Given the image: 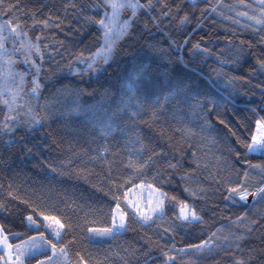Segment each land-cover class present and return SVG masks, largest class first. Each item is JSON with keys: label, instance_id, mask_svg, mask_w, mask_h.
I'll list each match as a JSON object with an SVG mask.
<instances>
[{"label": "trees", "instance_id": "16d2710c", "mask_svg": "<svg viewBox=\"0 0 264 264\" xmlns=\"http://www.w3.org/2000/svg\"><path fill=\"white\" fill-rule=\"evenodd\" d=\"M96 2L97 0H6V6L13 3L19 6V11L15 15L21 18L22 25H27L25 31L29 32L32 41L35 42L36 35L41 36L44 61L39 78L45 87L41 89L39 104L42 106L48 104L53 114L51 118H46L43 127L38 128L34 133L25 131L16 133V143L9 145L0 142V185L3 186L0 188V201L8 208L7 211L0 210V224H4L13 233H19L21 238L33 234L23 219L28 213L25 210L26 206L20 204L19 198L36 200L43 195L62 208L64 204L70 205V209H65L68 214H72L71 209H75L81 219L87 215L92 222L91 226H107L105 221L109 219V205L114 207L115 201L110 195H105L108 187H111L105 184V178L108 176L109 168L114 167L113 161L118 156L126 157V153L121 154L119 149L123 140L120 139L121 134L117 129H113L112 134L106 138L96 133L89 118L83 114H73L71 108L74 103L87 105L102 100L105 105H109L117 101L121 78L134 65L143 62L148 67L149 75L154 82L166 84L182 81L188 83L193 92L210 94L217 105L215 113L230 122V126L240 138V143H236L237 136H232L223 125L219 124L217 115L214 113L211 120L215 129L196 141L199 149L197 155L201 161L200 167L195 168L194 165L188 167L187 157H184V153L180 151L181 148L187 149L188 145L182 139L174 137L172 133L175 122L171 118L172 113L169 109H172L174 102L168 101V107L164 108L166 87L153 89L150 105L155 104L159 99L160 103L157 107L163 108L164 111L159 118V124L151 132L158 133L160 127H163L166 133L163 138L154 140L153 146L159 143L161 147L157 148V151H165L170 160L173 155L177 158L184 157L185 165L178 166L179 170L175 172V179L171 186L164 185V187L170 197L175 195L179 199L188 200L192 198L183 192L185 186L208 188L207 200L196 201L199 207L205 208V222L181 224L177 221L176 223L180 226L170 234V241L158 240L154 235L157 232L162 233V227L153 225L146 233L140 225L131 224L128 231L117 232L111 237H95L89 240L86 234H80L72 246L85 249L86 255L90 253L94 264L97 261H103L104 264H125V261H130L131 264H136L137 259L140 264H143L144 256L139 254L133 256L132 250L140 249L142 243L139 240L140 236H152L155 241L152 247L153 256L160 255L158 246L163 247L166 242H169V246L175 244L176 251L172 254L175 255L177 264H230L233 255H241L235 248L231 252H225L213 246V251L210 253L188 250L187 254L179 252V249L187 248L189 244H199L202 238L207 239L208 229L213 224L215 227L212 230L215 231V228L227 223L219 214L213 216L212 209L215 208L216 203L224 208V201L219 199L220 192H216L213 196L211 189L215 187L213 181L218 172L220 175L228 174V164L225 161L231 163L235 159V150H239L242 154V163L235 165L237 169L248 167L243 161L250 162L252 165H264V155L249 154L243 147V142L248 137L245 126L252 119V109L259 111V106L264 104V98L261 95L264 91V72L259 71L257 64L264 41H261L260 34L249 26L251 22L235 16L234 12H228L226 9L223 10V16L212 14L201 18L200 12L205 8H208L210 12V6H216L218 0H194L199 24L192 21L185 28H181L179 21L165 19L164 24L157 30L148 16H142L138 30L130 37L120 40L116 49L119 54L113 58L114 62H111L102 74L90 77L86 66L77 64L76 58L80 51H85L87 55V49L95 46V32L84 25L83 16L80 17V25L74 22V18L81 13V5L85 6L84 15H91L90 5ZM152 2L153 4L167 2L173 5V16L177 7L185 5L191 7L193 4V0H152ZM237 2L238 0H219L221 4ZM219 11L221 10L218 9ZM152 15L164 19L160 16L159 7ZM225 16H231L233 19H225ZM34 20H48L49 26L45 28L42 23L34 24ZM234 20H239V23H235ZM146 22L148 23L147 31L144 29ZM69 26L73 28V31L65 36L64 31ZM81 26L85 29L83 34L75 31ZM196 27L199 30L191 33L189 43L185 45L184 33ZM195 43H200L202 48L207 46L209 52L201 53L193 50L192 44ZM177 44L180 45L179 51L176 50ZM249 44H252L251 49L248 48ZM239 47H244L247 51H255L256 55L241 57L239 63H233L229 57L235 56ZM181 57L183 64L179 63ZM222 60L227 63L221 64ZM69 61H71L72 72L68 70ZM185 64L187 67H184ZM53 69L56 70L53 71ZM78 71H82L83 75L73 74ZM165 76L168 77L167 81ZM73 88L79 89V95L72 91ZM202 98L195 97V100L199 102ZM32 103L35 106L36 101ZM150 105L147 106L149 109ZM192 118L196 119V117ZM147 120L148 115H145L143 120L137 119V123L144 128L145 132L150 131L144 123ZM7 139L4 137L5 141ZM229 144L233 149L231 154L228 151ZM104 147L108 149V156L107 159L101 160L96 150L99 148L100 155H104ZM69 162L71 167L67 166ZM52 164L57 166L55 173L51 170ZM161 166L166 168L163 161L157 165L158 168ZM62 167L63 171H61ZM249 171V179L252 183H257L262 175L259 169ZM231 175L235 179V172ZM181 176L187 179L180 180ZM9 184L13 186V194L18 196V199L12 200L11 203L8 202L6 191ZM121 203L123 206V201ZM171 204L170 200L165 202L167 214L163 221H158L157 224L167 225L172 222L174 217ZM99 209H103V213L98 211ZM216 211L219 213V209ZM243 211L235 207L231 211L224 209L225 215L233 217ZM262 234H264V227L258 228L252 234L243 255L246 256L249 249H255L253 255H259V250L264 248V243L260 239ZM70 239V235L65 236L66 243ZM220 243L222 244L223 241Z\"/></svg>", "mask_w": 264, "mask_h": 264}, {"label": "snow or ice", "instance_id": "6c2138e0", "mask_svg": "<svg viewBox=\"0 0 264 264\" xmlns=\"http://www.w3.org/2000/svg\"><path fill=\"white\" fill-rule=\"evenodd\" d=\"M80 7L81 13L74 18V22L80 25V17L83 16L84 25H87L90 31L95 32L96 39L95 46L87 49V55L85 51H80L76 63L85 65L90 77L102 74L111 62H114L113 58L119 54L116 49L120 40L130 37L138 30L142 16H148L149 21L154 23L157 30L164 24L165 19L179 21L181 28H185L192 21L199 24L194 0L191 7L187 5L177 7L174 16L172 14L173 5L167 2L153 4L152 0H143V2L142 0H97L96 3L90 5L91 15H84L85 6ZM157 7H159L160 16L164 19L152 15ZM210 8V12L208 8L202 10L200 17L212 14L223 16V10L226 9L228 12H234L235 16L250 21L249 26L260 34V40L264 41V0H255V3L238 0L233 4H221L218 0L217 5L210 6ZM218 9L221 11L218 12ZM17 11H19L17 4L6 6V0H0V142L9 145L16 143V133L21 131L34 133L38 128L43 127L45 119L51 118L53 114L48 104L43 106L39 104L41 89L45 87L39 78L44 61L41 36L36 35L35 42L32 41L29 32L25 31L27 25H22L21 18L15 15ZM224 18L233 19L231 16ZM234 22L239 23V20H234ZM35 23H42L45 28L49 26L48 20H34ZM144 29L145 31L148 29L147 22L144 23ZM198 30L196 27L184 33L185 45L189 43L191 33ZM70 31H73L71 26L64 31L65 36ZM75 31L83 34L85 29L81 26ZM201 39L203 40V37ZM248 48L251 49L252 44H249ZM192 49L201 53L209 52L207 46L202 48L200 43L192 44ZM176 50H180L179 44L176 45ZM260 52L261 56L257 64L259 71L264 72V47L260 49ZM248 55L255 56L256 52L239 47L235 56L229 57V60L239 63L241 57ZM171 62L169 58V63ZM179 63H184L182 57L179 58ZM220 63L225 64L227 61L222 60ZM184 67L187 65L185 64ZM68 70L73 71L71 61H69ZM73 74L83 75V72L78 71ZM165 80H168L167 76ZM160 87H166L167 91L164 96V108L168 107V101L174 102L172 109H169L172 113L171 118L175 122L172 133L174 137L182 139L188 145L187 149L181 148L180 150L184 153V157H187V166L200 167L201 161L197 155L199 149L196 141L215 129L211 120L217 107L215 100L208 93L193 92L191 86L182 81L166 84L154 82L149 75L148 67L143 62L134 65L120 80V94L117 101L109 105H105L102 100L87 105L74 103L71 108L73 114H83L88 117L96 133L106 138L112 134L113 129H117L121 134L120 139L123 140L119 149L121 154L126 153V157L119 158L118 156L113 161L114 167L109 168L108 176L105 178V184L111 185L105 195H110L115 201L114 207L109 205V219L105 221L107 226H91L92 222L89 221L87 215L81 219L75 209H71L72 214H68L65 209H70V205L64 204L62 208L50 202L43 195L36 200L19 198L20 204L26 206L25 210L28 213L23 219L33 234L21 238L19 233H13L4 224H0V264H94L90 253L86 255L85 249L72 246L76 243L78 235L86 234L89 240L95 237H111L117 232L128 231L131 224L140 225L147 233L153 225H157L163 228L162 233H154L157 239L170 241V234L180 226L176 223L177 221L181 224H203L205 222V208L199 207L196 201L207 200L208 188L185 186L183 192L192 198L188 200L179 199L175 195L170 197L164 187V185L171 186L175 179V172L185 165L184 157L177 158L173 155L170 160L165 151H157V148L161 147L159 143L153 146L154 140L163 138L166 134L163 127H160L158 133L151 132L159 124V118L164 111L163 108L157 107L160 103L159 99L155 104L150 105L152 90ZM72 91L79 95L78 88H73ZM261 95L264 98V91ZM195 97L203 98L197 102ZM33 101H36L35 106ZM189 101L192 102L189 103ZM149 105L150 109L147 107ZM252 112V119L245 126L248 137L244 140L243 147L249 154L264 155V114H262L264 104L259 106V111L252 109ZM215 114L219 124L223 125L232 136H237L230 122L220 118L218 113ZM145 115H148V120L144 123L148 126L149 132H145L144 128L137 123V119L143 120ZM4 137L8 138L7 141ZM236 143H240L238 136ZM103 151L104 155H100V149L96 150L101 160L107 159L108 156L107 147H104ZM228 151L230 154L233 152L231 144L228 145ZM241 155L239 150H235V159L231 163L225 161L228 164V174L220 175L218 172L213 181L215 187L211 189L213 196L216 192H220L219 199L224 201V208L216 203L215 208L212 209L213 216L219 214L221 219L226 220L227 223L215 228V231L212 230L215 227L213 224L208 229L207 239L202 238L199 244H189L187 248L179 249V252L187 254L188 250H192L210 253L213 251V246L225 252H231L235 248L241 255H233L230 264H264V248L259 250L258 256L253 255L255 249H249L248 254L243 255L252 234L258 228L264 227V165H252L250 162L243 161L248 167L237 169L235 165L242 163ZM161 161L166 164V168L157 167ZM67 166L71 167V162ZM250 169H259V173L262 174L257 183H252L249 179ZM51 170L54 173L57 172V166L52 164ZM232 172H235V179L231 175ZM186 179L185 176L180 177V180ZM2 187L0 185V188ZM136 189L148 190L149 196L146 201L133 198L132 192ZM6 191L9 203L18 199V196L13 194L12 184L8 185ZM153 193L156 195L153 196ZM168 200L172 202L171 212L174 219L167 225L157 224L158 221H163L167 214L165 202ZM234 207L244 211L234 217L225 215V208L231 211ZM216 209H219V213ZM0 210H8L7 205L2 201H0ZM98 211L103 213V209ZM68 235L71 239L66 243L65 236ZM260 239L264 243V234ZM139 240L142 242L140 249H133L132 255H143L145 258L143 264H157V262L177 264L176 257L172 254L176 251L175 244L169 246V242H166L163 247L158 246L157 250L160 255L153 256L152 247L155 241L152 236H140ZM221 241H223L222 244ZM95 264H104V262L97 261ZM125 264H131V262L125 261ZM136 264H140L139 259L136 260Z\"/></svg>", "mask_w": 264, "mask_h": 264}, {"label": "rangeland", "instance_id": "374dc122", "mask_svg": "<svg viewBox=\"0 0 264 264\" xmlns=\"http://www.w3.org/2000/svg\"><path fill=\"white\" fill-rule=\"evenodd\" d=\"M245 2L246 3H255V0H245ZM249 13L251 14V10H249ZM9 47H10V45H9ZM152 195L155 196L156 194L153 193ZM132 196H133V198H139L141 200H145L146 201L147 197L149 196V192H148L147 189H144V190L136 189V190H133Z\"/></svg>", "mask_w": 264, "mask_h": 264}]
</instances>
